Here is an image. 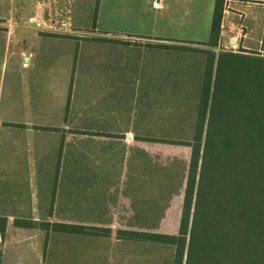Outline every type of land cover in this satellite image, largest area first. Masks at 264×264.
<instances>
[{"label": "crops", "instance_id": "1", "mask_svg": "<svg viewBox=\"0 0 264 264\" xmlns=\"http://www.w3.org/2000/svg\"><path fill=\"white\" fill-rule=\"evenodd\" d=\"M93 1L94 18L110 25H98L107 40L89 45L36 24L45 9L0 8V264H66L65 230L17 226L16 219L112 229L108 238L118 244L110 256L117 245L125 249L120 264H135V240L115 237L112 226L145 231L135 226L165 222L167 205L151 220L160 209L152 206L151 136L135 130L151 128L152 94L165 95L141 82L166 75L136 72L128 37L155 38L141 58L177 51L160 45H182L184 26L197 30L214 0ZM220 45L264 48V0H224ZM80 237L84 256L103 257V237ZM27 250L33 262L19 256Z\"/></svg>", "mask_w": 264, "mask_h": 264}, {"label": "trees", "instance_id": "2", "mask_svg": "<svg viewBox=\"0 0 264 264\" xmlns=\"http://www.w3.org/2000/svg\"><path fill=\"white\" fill-rule=\"evenodd\" d=\"M224 0H214L200 78L176 234L118 229L117 237L171 244L173 264H264V51L218 47ZM264 50V49H263ZM17 226L108 235V228L49 225L16 219ZM5 218L0 217L3 234ZM1 256V250H0Z\"/></svg>", "mask_w": 264, "mask_h": 264}, {"label": "rangeland", "instance_id": "3", "mask_svg": "<svg viewBox=\"0 0 264 264\" xmlns=\"http://www.w3.org/2000/svg\"><path fill=\"white\" fill-rule=\"evenodd\" d=\"M7 5L23 11H30L34 8L45 9L47 14L39 16L35 22L41 27H48L55 37H66L75 40L77 44L88 45L107 40L103 37L105 32L98 25L102 23L109 26L110 18H101L102 22L94 18L95 1L93 0H0V8ZM211 17H199L197 30L193 28L190 31L184 26L183 38L185 39L183 40L186 41L176 44L206 48L205 45L192 42L207 40ZM26 20L29 19L22 17L24 24ZM128 39L134 41L136 72H139L142 66L143 74L147 72L153 74L159 71L161 76L163 72L166 75L164 81L144 79L141 82L144 88H152V90L158 87L165 88V95L155 97L152 94L149 120L146 119L148 115L145 114V120L150 122L151 128L149 130L136 129L135 132L137 135L149 134L152 140L150 169L152 206L158 204L160 209L152 210L151 220H158L156 216H158V211L162 213L163 205H167V216L162 224L135 226V229L140 227L145 231L176 234L190 156V147L186 141L191 136L204 55L197 51L176 49L177 51L168 50L165 55L161 53L160 57H152L149 60L147 57L141 58V52L146 51L145 42L153 41L155 38L129 34ZM220 49L238 51L240 48L220 45ZM263 49L259 50V54L263 53ZM218 50L217 47L216 51ZM146 104H144V109H147ZM112 227L113 235L116 237L119 228L126 229L131 226L114 225ZM111 232L112 229L108 228V235H95L103 237V250L106 251L103 257L96 259L97 261L84 256L85 250L80 249V239H78L81 235L93 234L66 232V264H120L125 259L122 256L125 249L117 245L119 254L115 253L113 257L110 256V250L116 249V246H111L118 244L115 239L108 238ZM129 246H132L131 249L135 252V264H173L174 246L171 244L135 240ZM19 256L28 258L32 262L34 260V256L28 250L23 251Z\"/></svg>", "mask_w": 264, "mask_h": 264}]
</instances>
